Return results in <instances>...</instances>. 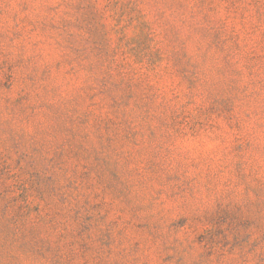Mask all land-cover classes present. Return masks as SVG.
<instances>
[{"label": "rangeland", "instance_id": "1", "mask_svg": "<svg viewBox=\"0 0 264 264\" xmlns=\"http://www.w3.org/2000/svg\"><path fill=\"white\" fill-rule=\"evenodd\" d=\"M0 264H264V0H0Z\"/></svg>", "mask_w": 264, "mask_h": 264}]
</instances>
